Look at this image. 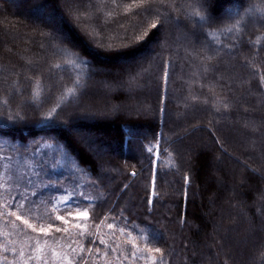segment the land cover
Here are the masks:
<instances>
[{
	"label": "trees",
	"instance_id": "1",
	"mask_svg": "<svg viewBox=\"0 0 264 264\" xmlns=\"http://www.w3.org/2000/svg\"><path fill=\"white\" fill-rule=\"evenodd\" d=\"M68 1L0 0V264L5 219L59 195L77 264H264V0Z\"/></svg>",
	"mask_w": 264,
	"mask_h": 264
},
{
	"label": "rangeland",
	"instance_id": "2",
	"mask_svg": "<svg viewBox=\"0 0 264 264\" xmlns=\"http://www.w3.org/2000/svg\"><path fill=\"white\" fill-rule=\"evenodd\" d=\"M65 2L68 3L69 1L65 0ZM46 14H48V12H45V14L42 15V18L48 22V24H52V20H49ZM63 38L67 39L66 35H63ZM98 108L99 107L88 105L80 113L91 115L94 114L93 111H97ZM75 133L82 136L83 138L87 136L84 131L77 130ZM59 163L63 164L65 168L72 173L74 171V173L77 174L80 171L79 179H81V181L88 182L89 186L91 185V187H88L90 190H93V188L95 189L94 183L84 180L86 179V172L82 171L80 166L75 165V163L70 159V155L63 150H61L59 155ZM84 192L86 191L84 190ZM6 203L11 204V202ZM52 203L53 204H51V206L44 203L41 204V206L35 205L34 207L30 208L26 216H22L23 214L21 212L18 213V211H16L14 215L8 216V218L5 219L6 226L3 228L5 233V239L3 238V249L5 252L10 254L13 260L8 261L4 258L2 263L8 261L13 264H29L30 262V257H28L29 261L27 258L25 260L26 254L24 250L17 249V246H15L16 241H14V234L11 233L13 229H15L14 232H24L23 236H25V234L29 231L34 232L37 230L36 235H38L37 238L40 239L37 242L39 245L38 248L41 249L43 247L47 254L45 257L42 256V258H40V263L36 260V264H77L82 255L81 250H83L81 249V241H79L82 238L81 236L85 233L89 235L93 234L95 236V233L88 229V214L85 210L80 211L69 208L68 206L70 203V198L65 195H59L57 199L52 200ZM31 216L35 217L36 220L31 219ZM61 216L64 217V220L58 219V217ZM25 221L27 223H25ZM218 221H220L219 217H217L215 220L216 225L219 223ZM222 221L224 224H221V226L223 227L224 225H227L229 218L224 216L222 217ZM57 228H59L60 231H56ZM112 228L114 229V226ZM41 229H44L45 231L42 232ZM215 229L216 227L214 226V230ZM53 231L55 233H53ZM225 232L223 234H225ZM48 234H56V237L53 239L54 242L51 243L52 246L50 247V254H48L49 249L45 247L46 244H43V240L48 239ZM112 235L113 231L111 232V236ZM60 236H62V239L59 242L55 241V239L59 238ZM25 239H27V237H25ZM103 240L105 239L103 238ZM66 247L70 248L66 249ZM87 251L89 252L87 253ZM116 251V249L113 250V252ZM226 252H228L227 247L225 249V254ZM84 256L82 258L83 262L81 264H110L106 256L102 258L98 257L94 253L91 254L89 248H86ZM226 257L228 260L232 261V257L230 255H226ZM152 261H155V259L153 258Z\"/></svg>",
	"mask_w": 264,
	"mask_h": 264
},
{
	"label": "snow or ice",
	"instance_id": "3",
	"mask_svg": "<svg viewBox=\"0 0 264 264\" xmlns=\"http://www.w3.org/2000/svg\"><path fill=\"white\" fill-rule=\"evenodd\" d=\"M254 10H255V9H250L249 12L254 11ZM262 14H264V13H262ZM191 15L199 17V20H200L201 23H207V22H208V21L206 20V18H205L204 16H201L200 13H199L198 11H193V12L191 13ZM153 27H156V25H153ZM228 31H231V29H228ZM82 62L85 63V64L88 63L87 61H82ZM146 150H147L149 153L152 152V148H148V149H146ZM132 175L134 176L135 173L133 172ZM149 203H151V201H149ZM16 206H20V207H22V205H20L19 202H17V205H16ZM58 219H60V220H64V217L61 216V217H58ZM25 223H27V222L25 221ZM41 231L43 232V231H45V230H44V229H41ZM56 231H60V229L57 228ZM65 231H66V229H65ZM155 251H156V252H160L161 250H160L159 248H157V249H155Z\"/></svg>",
	"mask_w": 264,
	"mask_h": 264
}]
</instances>
